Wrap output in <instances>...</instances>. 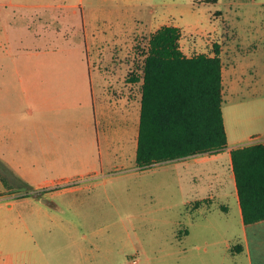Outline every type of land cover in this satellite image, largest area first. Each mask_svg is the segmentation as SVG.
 <instances>
[{"label":"rangeland","instance_id":"1","mask_svg":"<svg viewBox=\"0 0 264 264\" xmlns=\"http://www.w3.org/2000/svg\"><path fill=\"white\" fill-rule=\"evenodd\" d=\"M0 1L6 4L0 6L2 24L17 16L11 41L3 36L1 48L0 142L2 135L19 142L21 135L36 141V134L51 133L54 141L69 136L66 142L75 144L61 148L66 156L54 176L73 179L36 192L30 186L20 191L22 181L0 159L1 179L17 188H0V203L23 204L16 198L60 190L53 198L61 207L51 221L31 226L30 236L6 228L4 248L34 247L33 264H248L244 254L229 250L242 243V229L226 148L264 140V0ZM31 16V31L39 36L25 31ZM162 24L179 26L186 55L213 54L219 44L227 146L137 167L139 109L136 120L121 119L116 105L115 141L107 148L103 125L116 99L100 96L139 74L148 39ZM20 56L33 66L29 76ZM12 59L19 61L18 75ZM131 88L137 108L139 84ZM83 116L86 126L77 122ZM29 119L35 120L33 133L22 126ZM88 166L94 172L79 176Z\"/></svg>","mask_w":264,"mask_h":264},{"label":"trees","instance_id":"2","mask_svg":"<svg viewBox=\"0 0 264 264\" xmlns=\"http://www.w3.org/2000/svg\"><path fill=\"white\" fill-rule=\"evenodd\" d=\"M180 37L179 26L162 24L148 39L137 78L142 81L137 167L227 146L220 46L214 43L213 54L186 55ZM230 157L243 222L264 219V140L233 147ZM241 248L235 243L229 250Z\"/></svg>","mask_w":264,"mask_h":264},{"label":"crops","instance_id":"3","mask_svg":"<svg viewBox=\"0 0 264 264\" xmlns=\"http://www.w3.org/2000/svg\"><path fill=\"white\" fill-rule=\"evenodd\" d=\"M2 5H6V4L0 1V6ZM8 5L14 7L28 6V4L22 2H9ZM15 17L17 16L14 15L10 17L8 20L9 21L8 24H2L0 22V57H1V51L3 50L1 49L4 44L3 41L5 40L3 39V36H5V38L8 40L9 43L11 41L9 36V29L12 26L10 22H15L14 21ZM32 19L36 20L35 16L34 18H32L31 16L29 21L27 19V22L25 24L26 27L25 31L27 32V34L32 33L33 36H39L40 32H36V30L31 31V28L33 26ZM19 47H21V45L18 47L15 46V52L17 54L20 51L17 50ZM9 55L13 57V53H10ZM20 58L21 61L24 63V65L29 68V72L26 75L29 76L30 69L32 70L33 66L30 64L29 59L26 58V56H22V57L20 56ZM11 62L12 64H14L13 67L15 73L18 75L20 70L19 67L16 66V63L19 62L18 59L17 60L12 59ZM2 63H4V61L2 62L0 61V66H2ZM48 65L49 66L47 67L50 68L52 67L50 66L51 63ZM222 73L224 75L223 67H222ZM139 74L133 75V77L129 79L130 81H127L125 85L123 84V88L122 85L117 82L118 86L117 88L115 87L112 88V92L111 90H108L110 91V93H104L103 90L101 91L102 94L100 96L101 100H109L108 99L109 96L116 99V102H114V104H111L113 110V112H111L112 113L111 119L110 117L106 116V120H104V125H103V136H104L103 138L105 141V146L107 148L111 147L110 142L115 139L114 135L116 131V118H115L116 111L114 108L116 107V105L118 106V109L120 111L119 118L121 119L131 117L133 120H136L138 109L140 112L141 92L138 95L137 108L133 107L132 105L133 98H131L132 82H137L140 88L142 81L141 79H137L139 77ZM133 78L136 80H132ZM23 79L21 78V81ZM29 112L30 114H33V112L31 111ZM95 117H96V113H95ZM79 121L83 124V126L89 124L88 119H86V117L84 116L83 118H78L77 122L79 123ZM34 122L35 120L32 119H29L26 122L22 120V126H27L28 132L33 133V127L35 129ZM34 137L38 140L36 141L23 140V136L21 135V141L11 142V141H7L6 140L7 138L2 135V141L0 142L1 161L5 165H7L9 170L16 177H18L22 181L23 185L26 184V187L30 186L31 188H33L34 192L73 179V177H67V176L54 177L61 170L63 165L62 161H64L62 158L66 156V154L61 152V148L75 145L69 141L66 142V139L70 137L69 136L64 137L65 140H61V141H54L51 137V133L44 136L36 134V136ZM13 138H15V136H13ZM86 140L88 143L89 141H91L89 134L86 136ZM100 141L101 140L99 138L98 140L97 139L95 140V142H97L98 144H100ZM136 142H137V138H136ZM231 148L233 147L230 146L226 148L229 156H230ZM21 151L24 153H22ZM100 157L101 155H99V161H100ZM226 166L234 182L231 157L228 159ZM94 168L95 167L88 166L86 169H84V171L80 172L81 175L79 176H85L86 174H90L91 172H94ZM20 187H18V189ZM0 188L5 189L7 192L9 191L16 192L17 190L15 186L9 184L5 185L1 177H0ZM59 192L60 190H55V191L47 192L39 197L32 195L31 193L30 195L28 194L19 198L17 197L16 198L18 199L17 201H23V204L21 203L18 205L13 201H8L6 202V204L0 203V264H33L34 263L33 261L34 247H17L15 249L8 251L4 248L2 242L4 241V243H6V239H4V237L7 236V234L10 232L6 228L9 229L14 227L17 229H21L23 231H27L26 233H24V235L30 236L32 234L31 226H37V223L41 224L43 218L51 221L54 218L53 216L54 214L52 211H56V209L61 208L60 205H58V203L53 198L55 195L59 194ZM12 194H13L12 196L17 195V193H12ZM24 204L25 206L22 207V210L20 211L19 208L17 207L22 206ZM23 209L27 210V214H29V216L27 215V217H25L22 214ZM11 211H16L14 216H12ZM226 212H228V210ZM240 222L242 229V243L241 242L239 243L242 245V248L241 250L235 253L244 254L248 260V264H264V219L245 224L242 220V215L240 211ZM19 236L20 235H18L17 238L14 239V241L16 242H18V240L21 241V238H19Z\"/></svg>","mask_w":264,"mask_h":264},{"label":"water","instance_id":"4","mask_svg":"<svg viewBox=\"0 0 264 264\" xmlns=\"http://www.w3.org/2000/svg\"><path fill=\"white\" fill-rule=\"evenodd\" d=\"M25 189H26V186H21V187L19 188L20 191H24Z\"/></svg>","mask_w":264,"mask_h":264},{"label":"built area","instance_id":"5","mask_svg":"<svg viewBox=\"0 0 264 264\" xmlns=\"http://www.w3.org/2000/svg\"><path fill=\"white\" fill-rule=\"evenodd\" d=\"M66 182H69V181H66ZM66 182H61L60 184H64V183H66Z\"/></svg>","mask_w":264,"mask_h":264}]
</instances>
